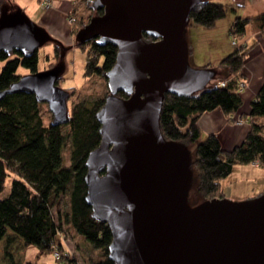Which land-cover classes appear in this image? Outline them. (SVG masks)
<instances>
[{
  "label": "water",
  "instance_id": "obj_1",
  "mask_svg": "<svg viewBox=\"0 0 264 264\" xmlns=\"http://www.w3.org/2000/svg\"><path fill=\"white\" fill-rule=\"evenodd\" d=\"M199 1L93 0L102 13L75 35L117 48L96 113L100 141L87 155L85 174V200L111 230L114 264H264V192L190 204V153L159 125L165 93L189 96L217 75L215 67H192L186 55L183 31ZM51 38L20 9L0 15V51L27 54ZM61 77L60 65L22 74L0 90V99L33 93L47 103L53 124L65 123L71 93L57 84Z\"/></svg>",
  "mask_w": 264,
  "mask_h": 264
},
{
  "label": "trees",
  "instance_id": "obj_2",
  "mask_svg": "<svg viewBox=\"0 0 264 264\" xmlns=\"http://www.w3.org/2000/svg\"><path fill=\"white\" fill-rule=\"evenodd\" d=\"M92 1L85 0V3L93 15L101 14L102 8L93 9ZM6 3L11 4L12 0H0V15ZM233 6L201 0L190 10L189 20L195 25L211 27L226 15L229 7L234 10ZM79 22L75 23L77 31L86 23ZM254 22L258 31L264 34L262 12L254 16H235L228 28L229 36L242 41L247 28ZM143 38L154 39L145 33ZM75 41L86 51L83 76L106 78V72L116 59V46L110 42L102 44L97 39L77 41L75 38ZM243 46L244 43L234 46L219 60L215 66L217 75L203 90L189 96L165 93L162 101L159 125L163 136L185 145L196 143L191 168L197 174L196 190L200 201L223 197L222 180L235 165L250 164L254 160L264 164V83L250 102L249 111L241 114L250 128L240 144L223 148L217 134L201 137L198 125L199 117L215 108H220L235 121L234 114L243 104L237 86L248 50ZM65 48L63 43L56 41L55 56L60 58V49ZM0 63H3L0 66V90L19 78V66L29 72L38 70L36 51L26 54L16 49L2 50ZM219 81H225V84L219 85ZM107 94L108 90L102 96L74 102L70 109L68 107L67 121L62 124L44 123L41 102L33 93L6 94L0 99V240H6L5 260L0 264H32L29 260H15L8 250L13 242L12 233L25 245L34 244L40 251L49 252L51 241L63 231L62 220L55 218L54 211L60 213L65 196L69 207L65 212V223L101 253L87 264H114L108 257L111 230L106 223L92 216L91 207L85 200L86 158L100 141L96 113ZM117 95L128 97L123 91H118ZM64 150H67L66 155Z\"/></svg>",
  "mask_w": 264,
  "mask_h": 264
},
{
  "label": "rangeland",
  "instance_id": "obj_3",
  "mask_svg": "<svg viewBox=\"0 0 264 264\" xmlns=\"http://www.w3.org/2000/svg\"><path fill=\"white\" fill-rule=\"evenodd\" d=\"M212 2H224L225 0H208ZM241 1V0H240ZM253 3L251 0H243V6L237 8L233 6L232 8L235 9L233 11L230 7L228 8L226 15L223 18L218 19L212 27H205L193 24L190 20L184 27L183 35L186 42V55L189 64L194 68H202L206 64L207 61L212 63L211 65H215L213 63L217 62V58L220 55L224 56L229 49H232L234 46H239V44L244 43V47H247V53L251 50L252 45L249 46L246 43L247 39H239L236 44H232L231 37L227 33V25L229 26L230 21L232 23L236 13H243L247 10L250 5ZM53 4V0H52ZM246 6V7H245ZM245 7V8H244ZM22 10L27 16H29L33 21L37 22V19L45 14L46 9H43L40 6V0H12V3H6L2 6L1 15H6L15 10ZM71 11V12H70ZM69 12H67V16L65 17L67 27H68V34L70 37L66 36H56L51 34L45 26L41 25V27L46 30L51 39L47 40L44 44L40 45L35 51L37 54V69L44 70L55 67L57 65L62 66V78L59 79L58 85L62 88H66L69 91H72L70 98L67 100L69 109L71 108L72 104L78 100L83 98H96L102 96L108 90L107 80L101 76H93L90 78H85L83 76L84 73V65L86 59V51L82 48L78 47L75 41V35L77 30H75V23L80 22H88L89 17L93 15V11L90 7L85 4V0L82 4L81 10L77 11L74 7H71ZM240 11V12H239ZM70 16L75 18L73 24H69L67 20ZM229 19H231L229 21ZM79 22V23H80ZM255 22L249 25V29L251 30V26H255ZM247 29L246 35H251ZM56 41L61 42L66 47L65 49H60V58L55 56V48H56ZM246 48V49H247ZM246 53V55H247ZM222 58V57H221ZM246 59V58H245ZM3 63H0L2 66ZM21 75L26 74L29 71L19 66L17 70ZM246 82V81H245ZM245 88V87H244ZM239 91H241L239 89ZM41 114L45 124H48L52 121V113L48 109V105L45 102L41 103ZM235 119H241V116L234 117ZM235 122V121H234ZM247 122V121H246ZM237 123V122H236ZM242 123V122H241ZM191 157V161L195 157V149L196 143H190L186 145ZM67 150H64V155H66ZM242 169H245L248 172L252 171V168H259L256 166L250 165H241ZM264 168V167H260ZM233 175H230L228 181H224L227 190L224 191L225 195L223 197L233 200V201H240L247 198L255 197L262 192H254L253 195L247 196L244 195V192L235 195V191H233V186L239 182H243L242 180L238 182L236 178V174H238L240 169H236ZM244 171V173H246ZM243 173V172H242ZM252 173V172H251ZM236 180V181H233ZM234 184H231V183ZM248 181H246L247 184ZM196 183H197V174L194 168H192V177L190 182V187L188 191V202L190 204H197L200 202V195L196 190ZM230 186V187H229ZM230 188V189H229ZM228 192V193H226ZM231 194V195H230ZM68 198L65 196L62 199L60 213H56L54 211L55 218L58 217L62 220V227L63 231L61 232L64 236L65 241V248L69 249L73 259L77 262V264H87L93 258H98L101 253L97 249H93L90 245L84 240V238L78 235L74 229L67 223H65V212L68 210ZM13 235V242L8 246V250H13L15 256L22 257L21 251L26 246V259L30 260L32 264H56L52 258L50 252L47 251H40L39 248L34 244L25 245L23 241L16 235ZM6 243L5 239L0 241V263L5 260L4 256V244ZM3 255V256H2Z\"/></svg>",
  "mask_w": 264,
  "mask_h": 264
},
{
  "label": "crops",
  "instance_id": "obj_4",
  "mask_svg": "<svg viewBox=\"0 0 264 264\" xmlns=\"http://www.w3.org/2000/svg\"><path fill=\"white\" fill-rule=\"evenodd\" d=\"M251 1H253V3L247 10H245L243 13L239 11L240 13H236L235 16H254L264 12V0ZM83 2L84 0H53L52 6L46 9L45 14L39 17L37 21L39 24L45 26V28L53 35H67V37H70L68 34V27L65 17L67 16V12L70 11L71 7H74V11L75 9H77V11L81 10ZM225 3L233 4L237 8L243 6V0H225ZM233 11H235V9ZM230 20L231 19H229V21ZM249 27L247 29H249ZM228 28L229 26L227 25V33L229 34ZM249 32H251V35L247 36L245 34L243 39L244 41L247 39L246 43H248L249 46L252 45V48L246 55L243 69L241 71V77L239 78L246 81L245 88L240 91L243 98V104L240 110L234 114V117H239L241 114L247 113L249 111L250 102L255 99L261 84L264 83V34L258 31L256 25L251 26V30L249 29ZM233 48L224 53V56L230 53ZM221 57H223V55H220V57L216 59L217 62L213 63L215 65H211L212 63L207 61L204 67H208V65L211 67L217 66ZM198 125L201 130V137H205L210 133L217 134L220 138L223 148L226 149H230L233 146L240 144L246 137V134L250 128L249 123L246 121H242V123L231 121L229 117H227L221 111L220 108L205 111L199 117ZM242 165L244 166L250 164ZM236 169H240V172L236 174L238 182L241 180L243 182H239L233 186L232 190L235 191V195L244 192V195L251 196L254 192H264V168L254 167L252 168V171L247 173L245 169H242L241 165H235L233 171L222 180V191L224 195V191L227 190L226 186L230 185L227 184L225 186L224 181H228L230 175H233L234 171H237ZM244 171H246V173H244ZM246 181H248L247 184ZM26 250L27 248L25 246L23 251H21L22 257L15 256L13 250H10V252L12 253L15 260L24 261L27 260L25 255ZM3 262L4 260L2 259L1 263Z\"/></svg>",
  "mask_w": 264,
  "mask_h": 264
},
{
  "label": "built area",
  "instance_id": "obj_5",
  "mask_svg": "<svg viewBox=\"0 0 264 264\" xmlns=\"http://www.w3.org/2000/svg\"><path fill=\"white\" fill-rule=\"evenodd\" d=\"M40 6L43 9H48L52 6V0H40ZM74 21L75 18L73 16H70L67 20L69 24H73ZM231 42L233 45L236 44L237 39L235 38V36L232 37ZM224 84L225 81H219V85ZM237 86L238 89L242 90L246 86V82L240 79ZM235 122L241 123L242 120L237 118L235 119ZM250 164L256 167H264V164H262L259 160H254ZM49 252L51 253L52 258L56 264H77V262L73 259L69 249L65 248L64 236L61 232L57 233L51 241Z\"/></svg>",
  "mask_w": 264,
  "mask_h": 264
},
{
  "label": "flooded vegetation",
  "instance_id": "obj_6",
  "mask_svg": "<svg viewBox=\"0 0 264 264\" xmlns=\"http://www.w3.org/2000/svg\"><path fill=\"white\" fill-rule=\"evenodd\" d=\"M70 96H71V95H70ZM69 98H70V97H69ZM69 98H68V99H69Z\"/></svg>",
  "mask_w": 264,
  "mask_h": 264
}]
</instances>
